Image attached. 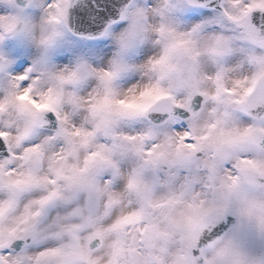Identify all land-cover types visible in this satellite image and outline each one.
Masks as SVG:
<instances>
[{
  "label": "snow or ice",
  "instance_id": "1",
  "mask_svg": "<svg viewBox=\"0 0 264 264\" xmlns=\"http://www.w3.org/2000/svg\"><path fill=\"white\" fill-rule=\"evenodd\" d=\"M0 264H264V0H0Z\"/></svg>",
  "mask_w": 264,
  "mask_h": 264
}]
</instances>
